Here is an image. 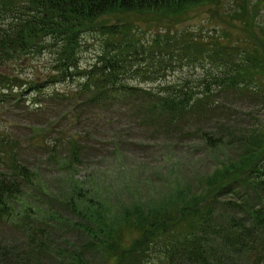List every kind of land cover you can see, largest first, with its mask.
I'll return each mask as SVG.
<instances>
[{"label":"trees","instance_id":"16d2710c","mask_svg":"<svg viewBox=\"0 0 264 264\" xmlns=\"http://www.w3.org/2000/svg\"><path fill=\"white\" fill-rule=\"evenodd\" d=\"M215 1L218 8L208 7V10L220 15L222 0H0V105L14 113L13 109L19 111L23 104L26 110L20 112L36 118L47 117L54 106L69 105L62 119L70 125L91 121V115L103 120V125H112L122 116L139 122L156 135L168 136L165 132L173 130L180 136H188V128L191 134L199 133L195 135L211 149L233 148L235 158L200 183L203 194L182 207L177 220L170 222L167 217L162 220L163 215L146 217L144 222L151 225L150 229L164 225L170 228L168 234L189 219L202 227L199 234L184 237L180 258L177 254L170 256L171 250L180 253L171 245L166 252L168 264L235 263L230 259L233 253H254L252 264H264V125L241 129L235 134L227 120L233 114L223 106V99L234 93L264 101V33L252 29L249 45L245 40L236 45L223 43V28L205 38L191 33L177 34L167 43L158 40L159 36L147 44L137 37V30H143V19L148 26L151 21L160 20L174 30L189 17L190 8L211 6ZM227 2L233 12L244 8L236 15L249 14L248 8L232 0ZM225 16L226 21L239 22L227 13ZM171 30L169 35L175 33ZM87 32L100 35L103 48L91 64L82 67ZM129 32H133L131 38ZM190 51L200 59L197 66L202 67V74L196 79L173 78L170 73L189 66L172 58ZM46 52L50 67L40 82L41 76L22 77L15 69L14 63L21 66L28 58ZM49 86H67V89L47 93L44 90ZM27 94H34L33 99L24 98ZM87 113L91 115L85 116ZM40 128H34L31 137L21 140L0 129V228L10 227L22 236L19 243L0 239V264H45L52 251L60 255L54 240L59 229L57 205L63 206L69 215L90 216L92 207L83 209L82 202L78 204L85 199L77 188L75 194L64 199L49 192L41 175L42 166L38 164L39 153L44 152L53 169L71 174L75 183L72 170L84 160L88 151L86 141L81 135H68L65 131L55 138L49 130ZM116 149L120 147L117 145ZM35 190L44 196L36 202L33 201L36 195H29ZM76 194L79 200L75 199ZM217 205L232 211L225 226H212ZM94 206L97 207L91 216L94 225L90 222V227L79 233L89 236L83 248L94 254H108L112 262L106 264H119L113 263L116 257L110 254L118 243L114 240L115 230L106 218V207ZM134 214L126 213V216L136 217ZM127 221L121 222L119 228ZM213 238L220 245L216 260H211L208 254L210 251L215 254L209 245L213 244ZM137 242L141 244L140 240ZM121 247L128 245L123 242ZM83 254L84 250H77L63 261L83 264Z\"/></svg>","mask_w":264,"mask_h":264},{"label":"rangeland","instance_id":"374dc122","mask_svg":"<svg viewBox=\"0 0 264 264\" xmlns=\"http://www.w3.org/2000/svg\"><path fill=\"white\" fill-rule=\"evenodd\" d=\"M232 1L248 8L249 14L244 17L236 15V13H241L244 8L233 12L230 3L227 0H222L218 12L220 15H215L216 13L208 10V7L218 8L215 1L210 3L211 6L204 4L190 8L189 17L174 30H171L169 25L160 20L151 21L148 26L143 19L141 20L143 30H137V37L145 44L158 38L157 36H159L158 40L163 39L164 43H167L172 41L171 39L177 34L183 36L191 33L196 37L205 38L211 37L212 34L218 33L219 29L223 28L221 33L224 34V37L222 35L220 37H223V43L236 45L245 40L249 45L252 40V29L264 33V0ZM215 10L218 9H213V11ZM226 13L232 18L236 17L239 22H233L230 19L226 21ZM165 29V32H161ZM170 30L175 31V33L169 35ZM129 33L131 38L133 32ZM101 48H103V42L100 35L96 36L87 32L83 40L81 66L86 67L91 64ZM47 53L39 57L28 58L27 61L22 62L21 66L14 63V67L18 73H21L22 77L41 76L38 78L40 82L50 67ZM183 56L188 60L185 61ZM172 59L194 70L192 72L185 67L175 74L170 73L173 78L179 76L178 79H181L190 76L193 77L191 79H196L202 74V67L197 66L200 65L197 62L200 59H196L191 51L179 56L175 54ZM181 73H184V76L181 77ZM47 88L44 91L52 93L54 90H65L67 86H49ZM33 95L27 94L24 95V98L31 100ZM223 102V106L230 109L233 114L231 118L227 119L229 120L228 127L232 128L233 133L236 134L241 129L264 125L263 100H249L247 97L238 96L234 93L226 96ZM69 107V105L54 106L50 109L47 117L36 118L20 112L26 110L23 104L19 111L13 109L14 113L12 110L5 111L4 105H0V129L8 131L10 136L15 139L21 140L27 136L31 137L33 129L41 127L49 130L52 137L55 138L58 137L59 133L65 131L68 135H81L82 139L86 141L85 147L88 151L84 160L72 170L75 183L74 180H71V174H61L59 168L53 169L54 165L50 163L48 155L44 152L39 153L40 161L38 164L42 166L41 175L49 192L56 198L64 199L75 194L74 190L77 188L85 199L78 201V204L82 202L81 207L83 209H86L88 205L92 207L89 217H79L78 215H69L63 206L57 205L59 208L57 213L59 229L54 234V240L61 252L60 255H57L52 251L49 254L51 257L48 256L45 259V264H70V262L65 263L63 259L71 256L77 250H84L83 264H106L107 261H110L108 254H94L93 251H86L83 246L89 236L85 232L84 235L79 236L83 229L86 230L90 227V222L94 225L91 217L97 209L94 204H104L105 210L108 212L106 218L109 225H112L115 230L114 240L117 239L118 244L115 252L110 253H114L113 256L116 257L113 263L168 264L169 256L166 252L169 251L171 245H174L180 253L171 250L170 256L175 257L174 254H177L180 258L184 237L191 233L199 234L202 227L192 224L197 223L189 219V222L179 223L168 234L170 228L167 229L163 225L160 228L150 229L151 225L145 224L144 221L146 217L149 219H152L153 216L162 218L163 215L165 217L162 220H165L166 217L170 218V222L177 220L179 218H177V212L191 199L203 194L200 183L225 164H228L229 160L235 158L233 148L211 149L200 136L195 135L199 133L191 134L188 128L186 129L188 136H180L178 132L173 130L165 132L168 136L156 135L147 131L139 122L122 116L115 119L112 125H103V120L96 119L87 113L85 116L91 115V121L86 119L82 125H70L68 121L62 119L63 115L67 114ZM217 116L218 113L215 114L216 118ZM205 125L211 127V125ZM117 145L120 149H116ZM29 151L24 152L28 155ZM62 159L64 158L62 157ZM63 179L65 182H62ZM36 192L30 191L29 193V195H36L33 198L35 202L37 198L42 199L44 197L40 192ZM75 199L79 200L80 197L77 195ZM93 200L94 204H90ZM215 208L212 226L228 224L232 217V211L223 205H217ZM126 213L128 216L135 213L136 217L133 215L127 217ZM127 219L126 225L119 228L121 222ZM147 228L148 233L144 230ZM144 232L146 233L145 236ZM154 234L153 239L152 235L154 236ZM211 237L209 236V241H212ZM21 238L20 233L10 227L0 228V239L5 243L18 242ZM139 240L141 244H138L137 241ZM123 242L128 245L127 248L121 247ZM209 245H212V251H215L214 254L207 250L210 251L208 252L210 259H219V242L213 238V244L210 242ZM254 256V253L248 255L233 253L230 255V259L235 261V263L232 262L233 264H252Z\"/></svg>","mask_w":264,"mask_h":264}]
</instances>
